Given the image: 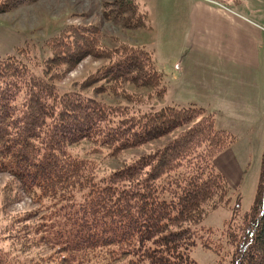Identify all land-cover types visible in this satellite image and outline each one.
<instances>
[{
  "label": "trees",
  "instance_id": "obj_1",
  "mask_svg": "<svg viewBox=\"0 0 264 264\" xmlns=\"http://www.w3.org/2000/svg\"><path fill=\"white\" fill-rule=\"evenodd\" d=\"M29 1L0 0V13ZM128 5L127 20L144 25L140 9ZM97 33V25L68 24L44 40L47 56L23 49L0 58V173L34 205L2 217L0 264H198L189 254L197 237L212 251L222 246L198 224L229 202L231 186L214 160L235 136L194 103L134 111L86 94L81 89L93 86L130 97L126 84L157 97L166 90L151 51L105 47ZM87 55L106 63L80 87L60 91L57 74ZM183 126L162 146L97 176L92 156L103 149L115 157ZM83 140L90 149L82 155L72 145ZM238 200L222 232L228 264H264V147L254 200L240 216ZM39 245L48 252H33Z\"/></svg>",
  "mask_w": 264,
  "mask_h": 264
},
{
  "label": "rangeland",
  "instance_id": "obj_2",
  "mask_svg": "<svg viewBox=\"0 0 264 264\" xmlns=\"http://www.w3.org/2000/svg\"><path fill=\"white\" fill-rule=\"evenodd\" d=\"M203 1L217 6L227 13L240 15L254 26L262 29L264 33V0ZM129 2H133L136 8L145 13L144 16L142 13L140 16L145 18L144 25L134 26L130 23L131 20H127L126 15L130 10ZM121 4L122 6L118 10ZM189 7L190 3L187 0H33L20 3L10 10L0 13V58L7 55L22 56L24 49L28 54L41 59L50 53L48 47L44 45V40L58 33L64 26L74 23L97 25V37L102 46L111 48L127 43L144 46L148 51H151L155 65L164 74L163 82L168 88L159 97L152 93V90L147 86L135 87L131 84L125 86L126 91L131 94L130 97L122 93L114 94L110 90L96 91L93 86L82 88V91L109 103L126 105L134 111L159 109L162 106L173 104L188 106L187 103L190 100L196 99V94L185 89L175 92L176 80L171 71L177 67V61L182 51L185 50ZM128 21L130 25H128ZM105 63L103 58L84 56L72 67L65 68L63 74H57L56 82L59 84L60 91L80 87V82L84 78ZM183 129L184 126L177 128L164 137L135 148L126 149L115 157L103 155L105 153L103 149L102 153L99 152L92 156L99 163L97 176H103L125 162L162 146ZM231 146L236 148V159H233V163L238 167L239 176L228 181L231 186L229 202L211 210L198 224L202 236H210V239L222 243V246L220 251H212L202 247L201 237H197L196 244L191 247L189 254L198 264H228V247L222 238L225 221L232 217L238 195L237 216L246 212L254 200L261 153L264 147V132L259 131L255 137L235 136ZM72 148L74 152L83 155L90 149V142L83 140L72 145ZM89 156L91 155L89 154ZM7 184L11 186L9 190L11 197L8 199L4 196ZM14 188L12 178L7 173H0V221L4 215L9 216L34 207L29 197L22 195L18 190L16 192ZM36 213L38 216L40 211L37 209ZM208 228L213 231H204ZM48 250V247L39 245V248L33 252L47 253Z\"/></svg>",
  "mask_w": 264,
  "mask_h": 264
},
{
  "label": "crops",
  "instance_id": "obj_3",
  "mask_svg": "<svg viewBox=\"0 0 264 264\" xmlns=\"http://www.w3.org/2000/svg\"><path fill=\"white\" fill-rule=\"evenodd\" d=\"M187 2L185 50L177 69L171 71L176 80L174 91H193L196 99L187 104L212 112L217 128L235 136L255 137L259 131L264 132L262 29L203 0ZM233 159L236 148L231 146L214 160L228 181L239 176Z\"/></svg>",
  "mask_w": 264,
  "mask_h": 264
}]
</instances>
